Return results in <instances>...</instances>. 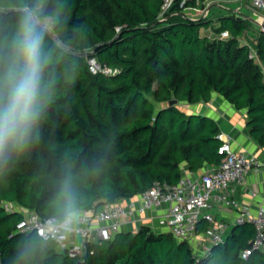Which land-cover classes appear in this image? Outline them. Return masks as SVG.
<instances>
[{"label": "trees", "instance_id": "obj_1", "mask_svg": "<svg viewBox=\"0 0 264 264\" xmlns=\"http://www.w3.org/2000/svg\"><path fill=\"white\" fill-rule=\"evenodd\" d=\"M204 1L185 6L203 8ZM41 2L52 57L46 69L50 98L28 144L0 163V264H264V250L242 256L255 236L251 223L234 225L205 254L147 225L88 241L75 256L54 239L21 232L22 212L8 211L4 203L65 218L58 194L69 173L75 211L91 213L135 197L155 181L177 183L184 164L193 172L219 165V124L188 113L181 103L208 101L217 92L248 110L249 132L264 147V29L249 39L244 15L192 18L181 0L164 16V0ZM10 3L20 0H0V9ZM9 15L0 11V31ZM214 22L217 36L203 34ZM223 31L229 36H220ZM90 56L116 72L93 73ZM171 99L177 104L169 105ZM208 225L201 219L199 231Z\"/></svg>", "mask_w": 264, "mask_h": 264}, {"label": "built area", "instance_id": "obj_2", "mask_svg": "<svg viewBox=\"0 0 264 264\" xmlns=\"http://www.w3.org/2000/svg\"><path fill=\"white\" fill-rule=\"evenodd\" d=\"M187 1L181 0L180 3L184 6V12L192 18H200L207 16L209 7L218 0H205L203 8L185 6ZM225 1L246 3L260 11L261 23L264 21V0ZM173 2L164 0L161 16L165 15ZM221 36L228 37L229 32L223 31ZM88 63L93 73L116 72L99 62L95 56H90ZM219 138L222 140L219 153L223 155L219 165H210L196 175L184 173L174 184L155 181L149 189L135 197L106 202L95 212H76L70 222H66V217H42L14 203H4V207L8 211L22 212L24 217L19 223L21 232H36L40 235L43 230L44 234L40 236L56 240L71 256L82 254L86 242L110 240L124 225L133 223L139 228L147 225L154 232H169L178 240L189 241L197 254H205L213 244L223 242L227 234L228 225L216 220L211 213L214 203H220L237 211L234 224L251 223L255 228L250 247L242 251L243 258H247L254 250H264V202L253 213L234 197L232 185L240 183L249 171L264 167V158L235 150L224 133H220ZM201 219L209 225L199 231Z\"/></svg>", "mask_w": 264, "mask_h": 264}, {"label": "clouds", "instance_id": "obj_3", "mask_svg": "<svg viewBox=\"0 0 264 264\" xmlns=\"http://www.w3.org/2000/svg\"><path fill=\"white\" fill-rule=\"evenodd\" d=\"M0 11L11 13L0 31V163H4L37 129L50 98L46 69L52 57L45 47L41 0L31 6L20 0ZM73 179L67 174L58 194L66 222L76 215Z\"/></svg>", "mask_w": 264, "mask_h": 264}, {"label": "crops", "instance_id": "obj_4", "mask_svg": "<svg viewBox=\"0 0 264 264\" xmlns=\"http://www.w3.org/2000/svg\"><path fill=\"white\" fill-rule=\"evenodd\" d=\"M234 12L239 15H244L249 21L255 23V27L248 30V38L254 39L256 32L263 29L261 25L262 13L256 9L251 8L246 3L236 2V1H225L218 0L215 1L210 7L208 13L214 15L227 14ZM218 22H214L213 25L218 26ZM211 27V26H210ZM208 30V29H207ZM202 29L203 34H208L211 37L217 36L214 32H207ZM251 30L253 32H251ZM247 40V38H245ZM183 108L188 113H196L208 115L214 118L221 129L220 133H224V137L229 139L233 148L238 151H244L247 154H255L260 158H264V147L250 134L247 127L248 120V110L237 109L231 103H229L223 96L214 92L208 101H202L194 104L181 103ZM210 165H206L203 169L199 171H191L188 169L186 164L183 165L184 173L188 172L199 174L205 168ZM234 189V197L239 201V203L245 207L249 208L253 213H256L257 209L264 202V167L259 170L249 171L240 183L232 185ZM256 193L257 195H253ZM215 219L218 221H223L228 225L227 233L232 229L234 224L235 216L237 211L231 207L220 203H214V207L211 210ZM158 225L159 223L156 222ZM139 226L136 224H126L123 226L121 231H136Z\"/></svg>", "mask_w": 264, "mask_h": 264}, {"label": "rangeland", "instance_id": "obj_5", "mask_svg": "<svg viewBox=\"0 0 264 264\" xmlns=\"http://www.w3.org/2000/svg\"><path fill=\"white\" fill-rule=\"evenodd\" d=\"M249 23H250V27L251 28H254L255 27V23L253 22V21H249ZM44 24L46 25V26H48V27H50L51 26V19L50 18H46L45 20H44ZM216 26L215 25H211V27H209V28H205L204 30L206 31L207 29V32H211V31H213L214 32V28H215ZM251 32H253L252 30H251ZM255 33H257L256 31H254ZM186 104V103H185ZM182 106H183V104H182Z\"/></svg>", "mask_w": 264, "mask_h": 264}, {"label": "water", "instance_id": "obj_6", "mask_svg": "<svg viewBox=\"0 0 264 264\" xmlns=\"http://www.w3.org/2000/svg\"><path fill=\"white\" fill-rule=\"evenodd\" d=\"M261 25L264 27V21L261 23ZM178 100L177 99H171L169 101V105H174V104H177Z\"/></svg>", "mask_w": 264, "mask_h": 264}]
</instances>
